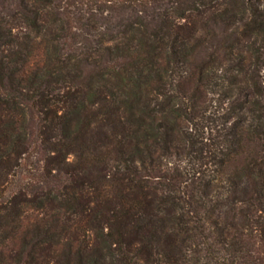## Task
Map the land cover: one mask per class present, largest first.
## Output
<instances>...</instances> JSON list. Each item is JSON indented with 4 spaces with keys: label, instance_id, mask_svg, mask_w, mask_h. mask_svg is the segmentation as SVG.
I'll return each mask as SVG.
<instances>
[{
    "label": "trees",
    "instance_id": "trees-1",
    "mask_svg": "<svg viewBox=\"0 0 264 264\" xmlns=\"http://www.w3.org/2000/svg\"><path fill=\"white\" fill-rule=\"evenodd\" d=\"M13 179L0 264H264V0H0Z\"/></svg>",
    "mask_w": 264,
    "mask_h": 264
},
{
    "label": "rangeland",
    "instance_id": "rangeland-1",
    "mask_svg": "<svg viewBox=\"0 0 264 264\" xmlns=\"http://www.w3.org/2000/svg\"><path fill=\"white\" fill-rule=\"evenodd\" d=\"M83 6V5H82ZM112 22H115V18L113 17L112 19ZM72 158V156L70 157ZM33 174H37V172H33L32 170H29L28 169V166L23 169V171L21 172L20 177H21V180H26L28 177H31ZM10 183H8L6 185V183L0 185V194H6L10 189H16V182L15 179H13V181H9ZM15 184V185H14Z\"/></svg>",
    "mask_w": 264,
    "mask_h": 264
}]
</instances>
